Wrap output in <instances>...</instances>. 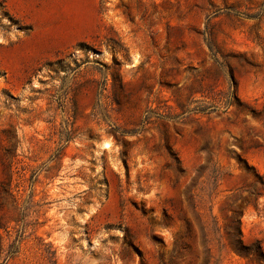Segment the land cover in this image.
<instances>
[{
    "label": "rangeland",
    "instance_id": "rangeland-1",
    "mask_svg": "<svg viewBox=\"0 0 264 264\" xmlns=\"http://www.w3.org/2000/svg\"><path fill=\"white\" fill-rule=\"evenodd\" d=\"M0 264H264V0H0Z\"/></svg>",
    "mask_w": 264,
    "mask_h": 264
},
{
    "label": "bare ground",
    "instance_id": "bare-ground-1",
    "mask_svg": "<svg viewBox=\"0 0 264 264\" xmlns=\"http://www.w3.org/2000/svg\"><path fill=\"white\" fill-rule=\"evenodd\" d=\"M107 146L109 145V144H106Z\"/></svg>",
    "mask_w": 264,
    "mask_h": 264
}]
</instances>
